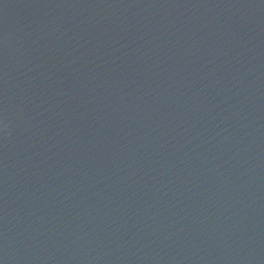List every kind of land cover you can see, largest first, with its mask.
Masks as SVG:
<instances>
[{
  "label": "water",
  "instance_id": "95a60500",
  "mask_svg": "<svg viewBox=\"0 0 264 264\" xmlns=\"http://www.w3.org/2000/svg\"><path fill=\"white\" fill-rule=\"evenodd\" d=\"M0 264H264V0H0Z\"/></svg>",
  "mask_w": 264,
  "mask_h": 264
}]
</instances>
